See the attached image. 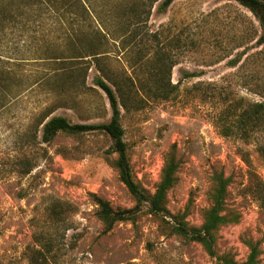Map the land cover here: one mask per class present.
<instances>
[{
	"label": "rangeland",
	"instance_id": "obj_1",
	"mask_svg": "<svg viewBox=\"0 0 264 264\" xmlns=\"http://www.w3.org/2000/svg\"><path fill=\"white\" fill-rule=\"evenodd\" d=\"M147 29L156 36L147 52L109 40L103 58L110 76L129 84L126 109L119 106V112L135 181L153 194L165 155L174 149L180 165L165 207L173 216L185 212L187 224L198 227L210 205V176L221 171L230 178L226 207L239 219L217 232V255L243 262V240L252 239L264 264V208L257 200L264 187L258 151L264 133L226 137L217 122L231 126L242 107L264 103L260 25L231 0H175L163 13L153 9ZM66 35L48 32L45 23L0 30V69L10 74L8 88L0 90V264H219L199 244L169 234L163 221L172 219L149 214L147 205L133 223L103 233L93 196L114 210L134 206L112 165L116 155L107 154L110 139L87 132L58 134L45 143L37 127L49 109L48 118L72 124H102L111 117L105 95L94 86L93 66L82 93L53 89L61 66L40 58L47 49H64ZM159 75L175 86L168 100L149 92Z\"/></svg>",
	"mask_w": 264,
	"mask_h": 264
},
{
	"label": "trees",
	"instance_id": "obj_2",
	"mask_svg": "<svg viewBox=\"0 0 264 264\" xmlns=\"http://www.w3.org/2000/svg\"><path fill=\"white\" fill-rule=\"evenodd\" d=\"M175 0H0V30L5 28L29 29L45 23L50 29L64 30V49L54 53L45 50V58H40L52 65H60L55 69L53 77L57 94L70 91L82 93L86 87L87 73L95 67L98 75L93 78L96 86L105 95L111 117L107 123L82 125L72 124L63 117H50L48 110L37 123L41 128V139L45 143L52 141L58 134L68 136L87 132H100L108 136L111 147L107 154H115L112 162L119 182L126 188L134 202L130 209H112L108 202L93 196L97 206V218L102 223L103 233L110 232L114 225L121 222L133 223L136 214L144 205L154 216L172 219L173 223L165 222L169 234L177 235L187 242L201 246L210 258H216L219 264H260L259 242L252 239L243 240L248 248V255L243 262H236L230 255L218 256L216 252V235L220 228L237 224L238 215L229 210L225 204L230 178L221 171H213L210 176L208 192L209 207L204 210L200 226H189L185 221L186 213L171 215L165 207L166 195L176 184V174L180 165L174 149L170 150L163 160L159 181L153 194L146 192L136 181L128 158L127 146L123 140L124 131L120 124L119 106L126 109L129 97L124 93L129 84L110 76L103 64L109 40L121 44L122 48H138L140 52L152 47L155 37L147 29V23L153 9L158 13L165 12ZM247 9L260 25L259 44H264V0H231ZM70 32V33H69ZM69 33V34H68ZM52 44V43H48ZM161 66L165 67L164 55L160 56ZM174 64L169 67V71ZM59 73V74H58ZM9 73L0 69V90L8 88ZM130 85L133 82L130 80ZM175 90L169 79L163 75L156 77L154 89L149 90L154 98L168 100ZM121 100V103L119 102ZM58 104L57 107H62ZM218 131L222 136L237 134L243 139L251 134L264 133V103H255L242 107L234 114L231 126L218 119ZM264 161V145L258 149ZM261 200L264 208V187L259 188L257 200Z\"/></svg>",
	"mask_w": 264,
	"mask_h": 264
}]
</instances>
